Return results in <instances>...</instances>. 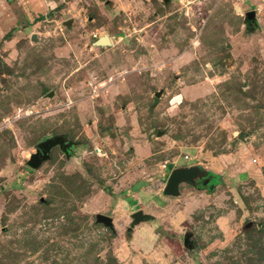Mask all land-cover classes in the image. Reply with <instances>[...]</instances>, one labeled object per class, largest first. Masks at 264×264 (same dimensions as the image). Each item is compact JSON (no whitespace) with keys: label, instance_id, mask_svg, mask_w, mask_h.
I'll use <instances>...</instances> for the list:
<instances>
[{"label":"rangeland","instance_id":"rangeland-1","mask_svg":"<svg viewBox=\"0 0 264 264\" xmlns=\"http://www.w3.org/2000/svg\"><path fill=\"white\" fill-rule=\"evenodd\" d=\"M258 232L264 0H0V264H264Z\"/></svg>","mask_w":264,"mask_h":264},{"label":"water","instance_id":"water-1","mask_svg":"<svg viewBox=\"0 0 264 264\" xmlns=\"http://www.w3.org/2000/svg\"><path fill=\"white\" fill-rule=\"evenodd\" d=\"M255 15L254 10H250L245 13V18L247 20L253 19ZM71 21L68 20L65 22L68 25ZM32 39H35L33 36ZM96 46H103L111 44L110 37L107 34H104L98 37L94 42ZM159 92L155 93V96H158ZM157 134H161V131H157ZM64 143V137L62 135H55L53 137L46 138L45 140L40 141L36 146V152L32 153L30 159L27 162L28 167L31 169L38 168L42 162L49 159V152L53 146L62 145ZM200 167L198 165H190L184 167L173 168L167 179L163 189V193L166 195L176 196L179 194V185L181 183H189L195 186L196 179L201 177L199 175ZM203 183L202 185H204ZM212 188V186H210ZM131 217L133 219L132 224L139 223L141 221L148 220L150 218L149 214L144 213L141 209H137L132 212ZM95 221L98 223H102L103 225L112 228L113 227V219L111 216L97 213L95 215ZM191 237V233L185 234L183 238V243L186 246L191 247V242L189 238Z\"/></svg>","mask_w":264,"mask_h":264},{"label":"flooded vegetation","instance_id":"flooded-vegetation-1","mask_svg":"<svg viewBox=\"0 0 264 264\" xmlns=\"http://www.w3.org/2000/svg\"><path fill=\"white\" fill-rule=\"evenodd\" d=\"M199 175L201 177L196 179V184H195L196 187L209 188V186H212V184H211L212 175H210V173L207 170H205L204 168L200 167ZM203 183H205L204 186L202 185Z\"/></svg>","mask_w":264,"mask_h":264},{"label":"trees","instance_id":"trees-1","mask_svg":"<svg viewBox=\"0 0 264 264\" xmlns=\"http://www.w3.org/2000/svg\"><path fill=\"white\" fill-rule=\"evenodd\" d=\"M53 147H55V146H53ZM52 147V148H53ZM51 148V149H52ZM51 149H50V152H51ZM50 152H49V157H50ZM170 168L172 169V166H170ZM212 176H215L213 173H211V172H209ZM216 176H219L218 174H216ZM259 234H258V236H257V239H264V232H258ZM264 243V242H263ZM252 250V249H251ZM256 251V250H255ZM256 253L258 254V256H259V258L261 257H263L264 256V245H262L261 247H259L258 249H257V251H256ZM114 262H115V260H114ZM115 264H118V263H116L115 262ZM246 264H253V263H251V262H248V263H246Z\"/></svg>","mask_w":264,"mask_h":264},{"label":"built area","instance_id":"built-area-1","mask_svg":"<svg viewBox=\"0 0 264 264\" xmlns=\"http://www.w3.org/2000/svg\"><path fill=\"white\" fill-rule=\"evenodd\" d=\"M95 151L97 152V154H100V149L96 148ZM183 158L185 160H189V161L191 160V158H189L188 155H186V154L183 156Z\"/></svg>","mask_w":264,"mask_h":264},{"label":"crops","instance_id":"crops-1","mask_svg":"<svg viewBox=\"0 0 264 264\" xmlns=\"http://www.w3.org/2000/svg\"><path fill=\"white\" fill-rule=\"evenodd\" d=\"M184 167V166H183ZM208 172H211V173H213L211 170H207ZM211 175V174H210ZM213 177V176H212ZM146 214H148V213H146ZM150 215V214H149ZM150 217H151V215H150ZM113 219V218H112ZM146 221V220H145ZM142 222V221H141Z\"/></svg>","mask_w":264,"mask_h":264}]
</instances>
